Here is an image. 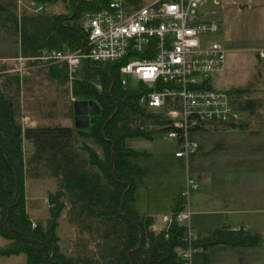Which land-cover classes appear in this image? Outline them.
<instances>
[{
  "label": "trees",
  "instance_id": "16d2710c",
  "mask_svg": "<svg viewBox=\"0 0 264 264\" xmlns=\"http://www.w3.org/2000/svg\"><path fill=\"white\" fill-rule=\"evenodd\" d=\"M27 1L20 12L0 2V27L16 32L19 54L24 56L36 55L44 48L82 46L89 33L85 13L106 7L111 0ZM57 2L63 3L64 11L34 10ZM126 3L130 8L143 5L141 0ZM131 55L105 62L84 58L71 68L55 63L38 69L65 86L71 102L67 117H74L71 96L98 105L86 128L74 123L26 125L22 95L29 73L0 72V233L10 240L0 245V255L25 253L27 264H182L188 226L177 219L183 209L181 192L176 195L167 227L159 224L158 214L133 208L138 177L148 172L136 159L148 152L133 148L126 140L137 136L153 139L158 132L174 129L168 113L176 107L177 99L168 97L163 106H151L148 96L163 87L160 82L139 80L125 86L121 68ZM16 65L1 64L0 71ZM257 82L224 89L241 118L216 125L247 128L254 120L262 125L264 88ZM202 85L216 88L211 76ZM197 129L210 127L206 124ZM25 139L33 144L26 160ZM27 172L48 173L58 180V189L48 195L45 221L34 220L28 211ZM64 212L76 232L71 247L61 244L59 228ZM260 238V232L244 224H223L200 233L192 244L196 248L218 243L249 246L258 244Z\"/></svg>",
  "mask_w": 264,
  "mask_h": 264
},
{
  "label": "rangeland",
  "instance_id": "374dc122",
  "mask_svg": "<svg viewBox=\"0 0 264 264\" xmlns=\"http://www.w3.org/2000/svg\"><path fill=\"white\" fill-rule=\"evenodd\" d=\"M2 1L16 7L18 12L29 4L27 0H0V2ZM150 1L152 0H141L143 4ZM43 9L65 10L62 2L46 3L43 5ZM202 9L204 13L206 12L205 17H211L209 12H212V16L219 20L220 27L211 37L219 39L228 49L226 69L212 74L213 85L217 89L224 90L257 82L259 78L256 85L264 86V58H260L256 51L258 48H264V0H208ZM19 51V38L16 32L0 27V66L1 64L16 65L15 60H5L2 57L17 56ZM30 62L32 61L29 60L28 63ZM35 65L25 71L29 73V79L25 83L22 95L24 123L26 125L73 124L74 117L66 116V111L71 107V102L64 90L65 86L48 77L45 70H38L47 65ZM10 69L0 72L14 71ZM19 72L23 73L22 71ZM131 82L132 80L129 79V83ZM133 83L136 84V81L133 80ZM72 97L71 100H73ZM208 126L210 129L190 132V135L193 133L199 142L203 136L202 158L201 155H197L196 159L191 155L189 160L182 158L183 161L176 158L174 152L178 143L176 139L168 137L165 132L156 133L153 139L137 136L126 140L127 144L133 148L148 152V154L141 155L136 159L140 165L147 167L148 172L138 178L140 184L138 185L137 199L133 202L135 210L150 212L148 210L155 209L158 214H161L163 209L168 208L167 200L164 198H169L168 194L176 197L186 183L187 172L190 171L193 174L194 166H200L203 169V186L200 185L194 191L205 192L207 187L205 180L208 177L230 173L228 172L230 166L221 164L222 157L226 156V154H221V149L217 146V139L221 137L229 138L232 142L237 143L235 144L237 148L234 152L235 155L227 156L229 161H236V165L231 169L240 168L235 171L239 174L259 171L264 173V123L261 125L254 120L251 126L247 128L212 123H209ZM32 150L33 144L25 139V160ZM231 151H235V149L232 148ZM142 178L143 180L140 181ZM58 187V180L53 175L26 173L27 208L34 220L45 221L49 213V192L56 191ZM194 191L191 192V197H193ZM242 206V204L234 205L230 200L224 202L222 206L208 205L209 209L223 207L222 214L213 213L209 215L212 219L210 224H215L217 220L220 221L221 219L229 221L224 222V224H231L235 216L248 219L246 211H240L237 214L230 212L234 208ZM70 224L72 223L67 219V213L64 212L61 216L59 233L61 236L63 235L61 244L67 247H71L76 238V232ZM159 224L162 227L166 226V223L162 221V216H159ZM9 241L0 233V245H5ZM0 264H27V257L25 253L0 255Z\"/></svg>",
  "mask_w": 264,
  "mask_h": 264
},
{
  "label": "built area",
  "instance_id": "2783aa9c",
  "mask_svg": "<svg viewBox=\"0 0 264 264\" xmlns=\"http://www.w3.org/2000/svg\"><path fill=\"white\" fill-rule=\"evenodd\" d=\"M126 1L111 0L106 7L87 11L89 33L80 47L44 48L36 55L19 54L3 59L17 62L10 70L25 72L35 64L66 63L71 68L84 58L105 62L131 53L121 68L123 84L134 85L133 80L149 84L160 82L163 87L148 96L151 106H163L168 97H176V107L168 113L169 124L174 129L165 134L180 141L176 155L187 160L190 150L198 144L190 137L192 130L209 123H233L241 118L227 91L202 85L226 66L228 49L219 39L211 37L220 27L219 20L212 12H209L211 17H205L202 7L208 0H152L137 8H130ZM42 9L43 5H38L34 10ZM256 51L264 57L263 47ZM29 60L32 62L26 64ZM72 99L76 100L74 96ZM198 188V181L188 171L180 191L183 209L177 214V219L188 226V246L182 251V264H191L196 250L192 241L197 236L190 216L191 192ZM171 219L170 214L162 216L166 223L163 227H167Z\"/></svg>",
  "mask_w": 264,
  "mask_h": 264
},
{
  "label": "crops",
  "instance_id": "0c3cea01",
  "mask_svg": "<svg viewBox=\"0 0 264 264\" xmlns=\"http://www.w3.org/2000/svg\"><path fill=\"white\" fill-rule=\"evenodd\" d=\"M262 112V115L264 117V109ZM190 137L191 139L196 140L198 144L197 147L190 150L187 160L190 159L191 155L194 159H196L197 155H201L202 158L203 136L201 137L200 142L193 133L190 135ZM176 141L178 143V147L175 150L174 154L176 158L182 160V158L184 157L176 155V152L180 149V141L178 139H176ZM235 144L237 143L232 142L231 139L226 137L217 139V146L220 147L221 154H226L225 157H222L221 164L229 165L230 169L228 172L230 173L220 174L219 176H210L205 180V184L207 185L205 192H202L200 190L194 191L193 197H191L190 224L192 226L193 232L196 234V236H198L200 233L214 230L215 228L223 225L224 222H229L227 221V219H221L220 221L217 220L215 224H210L212 219H210L209 215L213 213L222 214L223 207L209 209L207 206L212 204L222 206L224 202L230 200L234 205H243L242 207L234 208V210L230 212L237 214L240 213V211H246L248 214V219L245 220L243 219V217L235 216L232 223L227 225L236 226L244 224L249 229L260 232L261 238L256 245L236 246L231 244L218 243L209 245L206 248H196L192 255L191 264H264V173L262 174L259 171L251 172L249 174H239L235 171L239 170L240 168H236L234 170L231 169L236 165V161H229L227 156L235 155L234 152H236L237 150ZM232 148L233 150L235 149V151H231ZM202 171V167L194 166L195 173H190L198 181L199 187L200 185L203 186ZM197 175L199 176L197 177ZM142 180L143 178L140 181ZM139 184L140 182H138V185ZM211 193L214 194L211 195ZM168 197L169 198H164L165 200H167L166 203L168 208L163 209V212L161 214H158L155 209H151L148 211L154 212L159 216L169 214L170 211L167 210H171L174 207L176 197L171 196V194H168Z\"/></svg>",
  "mask_w": 264,
  "mask_h": 264
},
{
  "label": "water",
  "instance_id": "95a60500",
  "mask_svg": "<svg viewBox=\"0 0 264 264\" xmlns=\"http://www.w3.org/2000/svg\"><path fill=\"white\" fill-rule=\"evenodd\" d=\"M99 110L94 101L87 99H76L73 103L74 125L77 128L89 126L90 114H95Z\"/></svg>",
  "mask_w": 264,
  "mask_h": 264
}]
</instances>
